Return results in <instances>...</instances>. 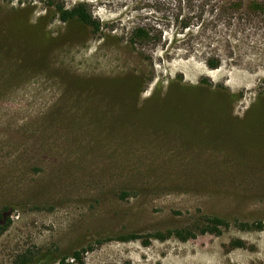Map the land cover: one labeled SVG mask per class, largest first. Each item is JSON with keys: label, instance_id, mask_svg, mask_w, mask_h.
<instances>
[{"label": "rangeland", "instance_id": "374dc122", "mask_svg": "<svg viewBox=\"0 0 264 264\" xmlns=\"http://www.w3.org/2000/svg\"><path fill=\"white\" fill-rule=\"evenodd\" d=\"M48 1L0 0V264L82 249L80 264H264L263 12L54 0L99 20L71 31ZM210 215L219 233L201 231Z\"/></svg>", "mask_w": 264, "mask_h": 264}, {"label": "trees", "instance_id": "16d2710c", "mask_svg": "<svg viewBox=\"0 0 264 264\" xmlns=\"http://www.w3.org/2000/svg\"><path fill=\"white\" fill-rule=\"evenodd\" d=\"M248 2L250 3L252 9H256L257 12H263V14H264V0H258V1L257 0H249ZM238 3H240V0H232V1H228L227 3L223 4L222 8L221 7L219 8V12H218L219 19L222 18L224 20V22L230 24V22L233 18L232 13L230 11L232 9H234L238 5ZM48 6H51L54 8V10L58 13L60 20L66 25L68 30L72 31L74 29V27H77V25L82 26V27H90L92 30H98L99 29V25H100L99 20L94 19L92 17V15L84 8V6L82 4L73 6L71 8H67L61 2L49 0ZM249 16H250V14H249ZM249 16H246L244 18L242 16V18L246 22L247 20H250ZM236 18L241 19L238 17H236ZM25 21H27V19H25ZM262 21H264V19H262ZM15 22H17V25H23V23H24L23 18L22 19L17 18V19H15ZM189 24L190 23L188 21H186L183 23L182 26H183V28H186L189 26ZM31 27H34L36 32L38 30L39 33L44 34L41 32V31H43L42 29L44 27L43 16H39L36 19L35 23L31 25ZM19 35L21 37L24 36L21 34H19ZM210 58H213V59H210ZM210 58H207L205 60L206 65L208 67L216 68L221 64L219 58L218 59H215L217 57H215V58L210 57ZM134 80L135 81H130V82L125 81L124 83H122L123 84L122 87H123V89L125 88L126 93L132 92V90H134V88L136 86V82H137L136 79H134ZM174 88H175L174 85L170 86L168 92ZM181 88L182 87H178L177 89H181ZM195 89H199V88H195ZM216 93H218V92H216ZM218 94H219V98H221V100L223 102L227 103L228 107H229V97L223 93H218ZM127 99H130V98L127 97ZM260 101H262V100L260 99ZM141 107H143V106H141ZM249 113H253V111H250ZM228 114H229V112H228ZM2 213H3V210L0 209V234L9 226V224L11 222V220L9 218H7V217L4 218ZM204 220H205L204 227L201 229V231H203V232L208 231L211 233H219L220 230L218 228L221 226L227 225V221L223 220L222 218H220L218 216H214V215L205 216ZM240 227L241 228L242 227H244V228L254 227L257 229H262L263 223L261 221H257V222L249 223V224L248 223H240ZM180 231H182V230H177L175 232L176 236L179 239L185 240L188 237L194 236V234H192V232L189 229H185V231H184V232H186L187 235H182V233ZM154 236L159 238V239H164V237H165V235L162 233H156V234H154ZM136 237H137V235L131 234V235L123 236L122 239H131V238H136ZM231 245L235 246V247H241L243 244H242L241 240L234 239L231 242ZM82 250H84V249H82ZM81 251H74L72 254H70L69 258L71 260L67 256H64V257H61L60 259H58L56 261L53 260V257L51 255H47V254L43 255L40 258L34 257L31 260L30 255L24 253L20 256V259H19L18 263H16V264H80L83 262V255L81 254Z\"/></svg>", "mask_w": 264, "mask_h": 264}]
</instances>
